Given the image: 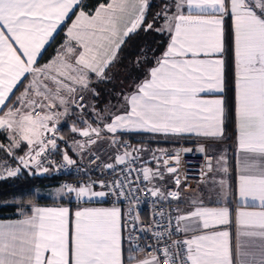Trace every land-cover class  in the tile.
Returning <instances> with one entry per match:
<instances>
[{"label": "snow or ice", "instance_id": "obj_1", "mask_svg": "<svg viewBox=\"0 0 264 264\" xmlns=\"http://www.w3.org/2000/svg\"><path fill=\"white\" fill-rule=\"evenodd\" d=\"M151 6L0 0V135L7 141H0V182L77 167L70 151L81 159L91 154L92 163L99 156L91 146L103 140L115 149L112 162L97 165L111 180L86 175L48 193L56 206L29 200L17 219L0 220V264H264V0H166L155 16ZM140 32L155 33L163 46L136 54L139 75L114 104L89 103L86 97L99 96L94 82L111 81L122 49ZM76 114L81 126L70 127L71 148L61 150L59 141L68 145L61 118ZM230 124L238 182L233 190L221 177L212 188L221 202L238 198V239L226 227L233 222L229 207L203 196L183 211L154 209L145 224L141 196L153 205L184 203L182 156L193 152L186 142L203 154L202 176L229 172L227 158L209 156L206 145L226 139ZM129 133L171 149L133 147L123 140ZM146 151L154 167H133ZM166 176L174 190L161 183ZM104 203L110 206H98Z\"/></svg>", "mask_w": 264, "mask_h": 264}, {"label": "trees", "instance_id": "obj_2", "mask_svg": "<svg viewBox=\"0 0 264 264\" xmlns=\"http://www.w3.org/2000/svg\"><path fill=\"white\" fill-rule=\"evenodd\" d=\"M88 2L95 5L97 3V0H88ZM151 5V16H155L156 13L161 10L159 8L160 5L156 2L151 3ZM149 20L151 21V17H149ZM63 35V33L59 34L57 43H59V41L63 39ZM145 45L151 46L158 52L159 49L163 46V41L157 39L155 33L140 32L138 35L131 38V40L124 46L120 53V62L116 65L115 68L112 69L111 81L102 84L109 86L111 85V83H113L112 81H114V79H119L120 83L122 82V84L120 85V88L122 89L119 90L118 87L117 92L125 90L126 88H128V86L130 87L132 82L139 75V73L133 68V61L137 58L136 54L140 52L142 47ZM54 50L55 46L48 50L47 55L44 56V61H47L49 59ZM102 89L104 90V87H102ZM104 91L105 92L103 93L106 94V90ZM98 99L101 100L100 97H98ZM65 120L64 122H62L61 135H63L66 140H72L74 134L69 129L73 124H78L77 120L72 116L68 117L66 121ZM124 138H127L131 142V144L134 145L140 144L139 142H142L143 139H145L136 135H132L130 138H128V135H126L124 136ZM1 139H3V137L0 135V140ZM160 144L164 146V148L171 149V145L169 142ZM47 183L51 185H60L62 184V180L61 178L55 176L37 177L27 173L22 174L17 178L0 182V218L17 217V212L19 211L20 207L22 205H26L29 200H34L36 204L53 203V200L49 198H42L38 197L37 195H32V193H36V189L38 187L43 186Z\"/></svg>", "mask_w": 264, "mask_h": 264}, {"label": "crops", "instance_id": "obj_3", "mask_svg": "<svg viewBox=\"0 0 264 264\" xmlns=\"http://www.w3.org/2000/svg\"><path fill=\"white\" fill-rule=\"evenodd\" d=\"M153 2L159 3V5H160L159 8L161 9L162 5L166 2V0H151V3H153ZM95 84L96 83L94 82L93 85H95ZM129 88L130 87L128 86V88H126L125 90H128ZM119 90H120V88H119ZM97 91L99 92V90H97ZM98 97H100V95ZM98 97H97V101L99 102V108H104L105 104H102L103 101L98 99ZM232 97H233V93L230 91L228 93L229 103H231ZM96 105H97V102H96ZM64 120H65V117H64ZM234 131H235L234 125L230 124L226 139H224L223 141H220V142H215V143L210 142L208 145H206V147L208 148V153L212 154L214 157L219 156V155H224L227 158V163H228V167H229L228 173H223L220 171L209 172V173H207L204 182L201 183L200 185H197L195 187H189L187 189L184 188V185H181L180 187L182 190V198L184 200V203H180L177 201H171V200L162 201V202L172 203L176 206V208L178 206L183 211L192 198L203 196L206 201L210 200L212 202V206H227V207H229L230 211L233 214V222L226 227L232 233L233 241L235 242V240L238 239V237H239V231H240V226L236 220V213L240 210L241 205L238 202V198L235 197L234 195L225 196L223 202H221L219 200V198H217L215 196L214 190L212 188L213 182L214 181L218 182L221 179V177H224L226 184H230L232 186L233 190L235 189V186L238 182V173H237V169H236V160H235ZM126 135H128V138H130L132 135H134V136L135 135L136 136L146 135V136H148V138L150 137L148 134H145V133H129V134H125L124 136H126ZM124 136H123V139L125 141H128L131 144V142L127 138H124ZM77 139H80V138L77 137ZM81 139H83V138H81ZM154 140H157V139H154ZM67 141H68V145H66L65 148H71V141L72 140H67ZM191 142H194L196 144L195 141H191ZM102 143L108 144V142L106 140L102 141ZM132 146H137V145L132 144ZM64 149H62V150H64ZM114 152H115V149L113 148V150H111L109 152L110 153L109 157L106 159L109 161L112 160L111 156ZM107 153H108V150H107ZM69 154L73 155V158L78 160V166H77L78 168H81L84 166V163L86 161V156H84L81 159L78 156H76L75 153H73L72 151H70ZM58 157H59L58 160L61 159L59 154H58ZM106 159L103 158L104 161H106ZM213 164H215V160L213 161ZM151 167H154V166H151ZM161 183L164 185V188L166 190H169V191L174 190L176 187L174 184V181L169 176H166L165 180ZM61 185L54 186L53 188H57ZM42 198H49V199L53 200L50 196L49 197H42ZM38 205L41 207H53V206H56V201L53 200V203H49V204L48 203H42V204H38ZM98 206L109 207L110 204L104 203V204L98 205ZM72 207L75 208V204H73ZM249 210H253V209H249ZM255 210H258V209H255ZM18 217H19V215L17 217L0 218V220H14V219H17Z\"/></svg>", "mask_w": 264, "mask_h": 264}, {"label": "built area", "instance_id": "obj_4", "mask_svg": "<svg viewBox=\"0 0 264 264\" xmlns=\"http://www.w3.org/2000/svg\"><path fill=\"white\" fill-rule=\"evenodd\" d=\"M87 110H85L86 114ZM59 133L61 134V128L59 127ZM129 143V142H128ZM185 146H191L193 148V152L188 153L186 155L182 156V167L180 169L181 173V179L184 180V176L186 175L188 179L184 181L181 185L188 184L190 187H195L197 185H200L204 182L205 176L201 175V169L205 165V159L203 158V154L196 151V144L194 142L188 141L186 142ZM209 156H213L210 153H207ZM91 159V156L88 157L86 163L83 167H73L72 169L64 170L57 172V177L61 178L62 184L65 183H77L80 180H83L86 175L90 176L91 179H98V178H107L108 180H111L113 178L112 175L109 174V170L98 168L97 165H102L101 159L95 160L92 163H89ZM143 165L144 167H147L144 163L137 160L135 165L133 167H140ZM140 205H139V212L141 215L142 220L145 224L149 223L152 219L153 210L157 211H165L170 212L176 209V206L169 202H158L157 204L153 205L152 199L153 198H146L145 196H141L140 198ZM125 214H127V206L124 207ZM159 219V217H157ZM148 242V241H143Z\"/></svg>", "mask_w": 264, "mask_h": 264}, {"label": "rangeland", "instance_id": "obj_5", "mask_svg": "<svg viewBox=\"0 0 264 264\" xmlns=\"http://www.w3.org/2000/svg\"><path fill=\"white\" fill-rule=\"evenodd\" d=\"M112 82L113 83H111V85H109V86L104 85L102 83H96L95 85H93L96 88V90H99V93H100L99 95L101 97V100L103 101L102 104H105V106H107L108 104H114L116 102V99L118 98L116 94L119 93V92H117L118 91V87L120 88V85L122 84V82L120 83L119 79L118 80L114 79V81H112ZM114 82H115V84H114ZM102 87H104V90H106V94L103 93L105 91L102 89ZM120 89H122V88H120ZM114 95H115V98H114ZM112 97H113V99H112ZM86 99H88L89 103H95V105H96V102H97L96 107L99 108V102L97 101V97H96V99L93 98L94 100L92 99V97H86ZM70 116L75 117V119L77 120V123H78V124H76V126L80 127L81 125L79 124L78 114L70 115ZM70 116H68V117H70ZM68 117H65V119L67 120ZM84 118L89 120V121H91V119H92L91 114L88 113V112H86V114H84ZM63 120H64V117L61 118V123L59 125L60 128H62L61 126H62V121ZM1 136L3 137V139H1L0 141H4L5 143H7V141L5 140L4 136L3 135H1ZM139 136L142 137V138H145V139H143L142 142H139L140 144H136L137 146H133V147L143 146V147H145L147 149H150V150H155L156 148H164V146H162L160 144V143L164 144L163 141L154 140L151 137L148 138V136H146V135H139ZM78 138H80V137H78ZM103 141H105V140H103ZM150 141H152L153 143L150 142ZM126 142H128V141H126ZM59 144H60L61 150L66 147L64 141H59ZM91 148L100 157L102 163H104L106 161L107 162H112V160L109 161V160L106 159V158L109 157V154H110L109 152L111 150H113V148L110 147L108 144H104V143H102V141H100L97 145L91 146ZM107 150H108V153H107ZM85 156H86V161H87L88 157H90L91 154H88V155H85ZM140 157L141 158L139 159V161H141L142 163H144L148 167H151V166L155 165V161L152 159L151 151H146V152L141 153ZM58 158H59L58 154H53V157H52L53 160L58 162V161H60V159L58 160ZM103 158L106 159V161H104ZM3 159H4V154L0 153V160H3ZM86 161H85V163H86ZM8 163L11 164L12 163L11 160H9ZM29 174L33 175V176H37V177H52V176L57 177L56 171H50L49 173H45V174H40V173H36V174L29 173ZM11 179H13V178H10L8 180H11ZM54 186H57V184L56 185H51V184L47 183V184H45L43 186L38 187L36 189V193L38 194L37 196L38 197H49L48 193H54L55 190H56V188H53ZM17 214L19 215V211L17 212Z\"/></svg>", "mask_w": 264, "mask_h": 264}]
</instances>
